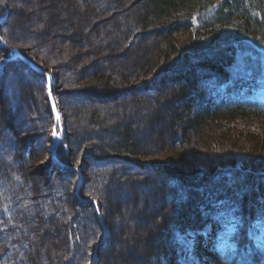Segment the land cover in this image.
Here are the masks:
<instances>
[{
  "label": "trees",
  "instance_id": "16d2710c",
  "mask_svg": "<svg viewBox=\"0 0 264 264\" xmlns=\"http://www.w3.org/2000/svg\"><path fill=\"white\" fill-rule=\"evenodd\" d=\"M1 1L14 10L9 14V26L4 25L7 21L0 25V37L52 74L51 93L61 113L63 132L56 156L63 165L50 157L54 118L45 77L21 61H8L9 50L0 47V79L10 72L12 81L21 80V89L25 87L23 82L29 88L19 107L17 98L25 97L17 88L16 99L12 96L5 110L10 117L19 112L21 126L14 128V121L0 113V264L90 262L102 228L94 205L73 194L78 174L70 167L86 168L87 179L83 170L86 181L79 195L95 200L107 228L106 244L97 252V264H110L108 258L129 264L128 259L135 256L133 250L139 253L133 264H179L177 251L182 243L178 234L186 228L195 230L207 225L219 232L215 225L228 218L238 224L239 234L241 230L245 232L242 225L248 215L264 223V107L223 104L217 98L221 84L240 75L255 76L260 70L262 58L245 39L264 48V0H143L129 20L121 17L109 25L119 36L117 41L128 45L129 39L141 35L137 30L145 36L156 35L165 43L153 66V77H141L129 87L121 86L125 78L119 74L114 77L87 72L82 60L88 57L75 53L73 39L66 36L65 41L57 43L46 30L56 24L50 19L57 21L61 29H67L69 20H75V32L93 47L98 58L105 55L103 50L108 46L104 42L111 37L106 29L91 31L93 25L87 26L91 23L89 17L111 13L129 0ZM56 3L61 20L60 15L53 14ZM18 7L23 8L22 13ZM24 23L33 26L21 32L18 26ZM182 33L187 35L185 40L173 37ZM95 43L98 46H92ZM142 67L147 64L141 62L139 69ZM19 71L23 73L21 78ZM167 77L175 106L155 99V107L148 114L155 119L159 114V138L169 132L168 141L188 147L195 142L194 129H205L200 142L205 149L215 146L226 150V145L231 149L221 135L244 120L252 129L244 133L251 140L245 160L235 161L225 155L211 165L202 159L185 164L197 168L195 172L170 170L167 166L176 164L149 161L153 155L145 153L137 140L140 127L132 121L119 120L118 114L124 115L122 109L115 108L112 115L98 111L99 103L124 91L130 98L138 96V100L160 96L155 83ZM67 97L74 103L70 104ZM169 106L173 116L165 122L160 113ZM39 142L46 145L48 164L42 171L30 170L33 146ZM120 190L125 191V199L134 203L130 209L124 208L126 213L120 212L121 206L111 211L102 200L111 191ZM144 191L148 193L146 198ZM139 205L145 215L135 219L130 212H136ZM147 208L150 211L145 213ZM124 234L125 240H118L115 246L122 251L113 247L101 251L111 238L117 240ZM191 237L196 246V264H264V255L254 253L253 248L241 242L233 251L215 255L201 236L193 233Z\"/></svg>",
  "mask_w": 264,
  "mask_h": 264
},
{
  "label": "rangeland",
  "instance_id": "374dc122",
  "mask_svg": "<svg viewBox=\"0 0 264 264\" xmlns=\"http://www.w3.org/2000/svg\"><path fill=\"white\" fill-rule=\"evenodd\" d=\"M85 1H88V0H85ZM142 1L143 0H129L124 4H119V6L114 7L111 13L106 14L107 12L106 13L103 12L100 14V16L96 15L93 18L89 17L88 20L91 23L88 22L87 26L88 24L89 26L93 25L91 27V31L96 30V32H99L102 29H106L107 30L106 33L110 35L111 37L107 39V41L104 42V44L108 46L107 49L103 50L105 55L100 56V57L97 56L98 58H96V55H94L92 52L93 47H91L90 44H88V42L85 43V41L81 38L82 36H80L79 34H77V32H75L76 29L74 27L77 24L75 20H69L68 24L70 27H68L67 29H63V28L61 29V25H58L57 21L50 19L52 20L53 23H56V24L52 26L51 29L50 28L47 29L46 27L44 28H46V30L51 32L50 33L52 36L51 40H53L54 42L58 43V41H65L66 36L68 37L70 36V38L73 39V42L76 45L75 53L76 54L80 53L81 55L84 54L85 56L88 57L87 60H82L84 63L82 64V66L85 67L86 69L88 68L87 72H92V73L102 72L106 74H114V77H115V74L116 75L119 74L120 78H125V82L123 80L121 81L120 84H123L121 86L123 87L127 85L126 87H129L130 85L137 84L138 82L137 79L141 77H144V78L153 77L152 72L154 71L153 66L155 65V61L158 55L161 53V51L165 48V43L163 42L162 38H159L158 36L153 35V34L145 36L144 34H142L143 33L142 30H137L136 32L137 34H141L139 37L135 35L137 38L135 37L133 40L129 39V42H128L129 45L126 44V42L117 41L119 39V36L117 35V33H115L114 30H112L113 27L112 28L109 27V25L111 26L112 21H115V20L118 21L121 17L127 18V19L129 17H132L133 16L131 14L132 11H135L140 5H142L143 3ZM0 2L2 1L0 0ZM3 4L0 5L1 6L0 19H4V20L0 23V25L7 21V23L4 25L9 26L8 25V23H10L8 21L9 14L14 9L7 7L6 4H5L6 9H5ZM54 5H55L56 10L53 11V14L56 15L57 17L60 15L58 18L61 20V14H60V10L58 7L59 4L57 5L56 3ZM18 12L22 13L23 8L18 7ZM32 18L34 19L35 17H32ZM31 26H33V24L24 23L18 27L20 28L22 32L24 31L25 28L30 27L29 29H31ZM148 30L149 29H147L146 32ZM21 32L19 30L17 31V33L20 34V36L25 38L24 36L25 34ZM175 36L180 41L182 39L185 40L187 38L186 37L187 35L184 33L173 35V37ZM0 42L3 44L11 45L9 43H6L1 37H0ZM92 46H98V43L92 44ZM0 47L4 48L5 50L7 49V51L9 50V57H8L9 60L14 59L15 55L10 48L5 47V46H0ZM1 53L2 52H0V57H1ZM141 62L147 64V67L145 68L142 67L143 69L140 70L139 68H140ZM11 64L12 63L7 64V66ZM18 76H20L21 78V76H23V73L19 71ZM168 79L169 78L167 77L161 80V82H159L158 80L155 83V87L159 91L160 96H157V97L154 96V98L152 96V98L148 100L145 98L141 99L139 97L140 100H138V96L136 97L133 96V98H130L127 95L128 94L127 91H124V93H121L122 95L115 96L111 100L106 99L104 102L99 103L97 105V108L99 109L98 111H102L108 115H112L111 113H113V110L115 108L117 110L122 109L124 111V115L121 116L118 114L119 120L123 122L132 121L133 123H137V125L140 127L139 129L140 132L137 136V140L143 146V150H145V153H150L151 155H153V157L150 156L151 157L150 159L152 160H149V161H155V159H157L158 160L157 162H165L166 165L176 164L175 167L167 166V168L170 170L176 168V170H179L183 173L184 172L185 173L195 172L197 168H191L189 166H186L185 164L191 163V162L193 163L194 161H197V160L199 161L202 159L203 161H205L207 165H211L210 162L220 161L221 159H224L222 157L225 155L230 156V159H233V160L236 158L235 161L236 160L241 161L240 159L245 160V157H247L246 155L249 152L248 150L251 144L250 142L251 140L250 138H246V134L244 133L246 130H249V129L252 130V129L251 127H249L250 125H248L247 122L244 120L241 122L239 121L240 123L236 124L235 126H232L231 130H227L226 133L221 135V136H224V139L226 141L224 143H229L231 145L232 147L231 149H229L228 145H226V148H227L226 150L219 149L215 146L211 148L208 146L205 149L202 144L200 145V142L202 143L203 141L202 137L205 136V133H206L205 129H203V131H201V129H198V128L194 129L192 138L195 139V142L193 144H188V147L180 146V144L176 145V144H173V142L168 141L169 132L167 133L165 132L166 134L162 138H159L158 133L161 129L159 128V124H158L159 122L158 118H160L159 114L157 116V119L148 116V114H149L150 109L151 108L153 109L155 107V103H154L155 99L157 100V102L159 101L160 104L162 103L166 104L167 102L168 103L171 102V106H175L176 104V102L174 101L175 97L170 94L171 89H172L170 86L171 81H169ZM58 80H59V77L57 76V82ZM21 83L22 82L19 79L18 80L16 79V81H12V76L10 72L0 79V113L3 116H5L7 119L11 118L10 121H14L13 123L14 128L16 125L21 126L23 124L21 115L18 112L15 114V116L11 115L10 117L9 114L7 116V113L5 112V110L7 109V106H9V102H10L9 99L12 98V96H14L13 98L16 99L17 88H19L21 94H24V97H25V94L27 95L29 93V88H25L26 86L28 87V84L23 82L25 87L21 89V86H20ZM57 86H58L57 90L60 91L61 88H59V83L57 84ZM9 94H10V97H9ZM25 99L26 97L21 98V99L17 98L16 100L18 103L17 106L19 107L20 104L23 103L22 101H24ZM67 100L70 102V104L74 103V101L71 102V98L69 97H67ZM172 109L173 108L171 107L169 110L161 111L160 113L161 118L165 120V122L167 119H170L173 116ZM20 110H22V108H20ZM256 121H259V120L256 119ZM141 122H144L142 126H140ZM148 125H151V128H147ZM56 134L58 138H59V135L61 137L58 126L56 129ZM62 135H63V132H62ZM211 135H214V134H211ZM214 137H218V136H214ZM33 147H35V149H33L34 152H32L33 158L31 160V163L30 162L28 163V167L30 170L42 171V169L45 168L44 165L48 164L46 145L39 142ZM134 158L137 161H141L139 157H134ZM149 161L146 160V163ZM79 168H81V174L83 173V170H85V176H86L85 179H87L86 168H83V167H79ZM204 171L205 169H202L203 173H205ZM199 175H203V174H199ZM196 176L198 175H195V177ZM73 192H74V189H73ZM143 193H144L143 194L144 197L146 198V195L148 193H145V191ZM124 194H125L124 190L113 191V192L111 191L106 197L104 196L102 200L103 201L105 200L107 202V205L109 206L111 211L116 210L118 206H121L120 212L126 213L124 211V208L130 209L131 204L134 205V203L130 202L131 199L130 201L127 198L125 199L123 196ZM252 195L253 194H251V196ZM130 196H132L133 198L135 195L131 194ZM250 198L252 199V197ZM145 203H147L146 206L149 205L146 199H145ZM148 207H150V205ZM147 211L149 212L150 210H148L147 208V210H145V213H147ZM130 213L133 214V217L135 219L145 215L143 214L144 212L140 205L138 206L136 212H134V209H133V211L131 210ZM126 224L130 226V223L127 220H126ZM115 227L116 226H114L113 228L111 227L113 231L115 230ZM194 232L196 233L197 231L191 228H186L181 233H179V241L182 243V245L177 251V255L179 258L178 259L179 264H196L195 257L197 256V254L194 252V249L196 246H195L194 239L191 237V234ZM55 237L58 240L60 239L59 234L55 235ZM126 237H127V234H124L123 236H119V239L117 238V240H115L114 238H111V240L108 243L109 245L107 244L108 246H104L106 244L105 242L101 251L105 250V248L108 249L110 247H113L115 251H122L121 247L116 248L115 246L118 240L119 242L123 241L125 240ZM98 242L99 241L95 242L94 245H96ZM196 252H197V248H196ZM101 254H103V252H101ZM133 254L136 256L139 253L133 250ZM134 257L132 256V258H129L127 263L133 264L135 262ZM89 263L90 262H88V264ZM108 263L121 264V261H119V259L117 258H115L114 260H111V258H108Z\"/></svg>",
  "mask_w": 264,
  "mask_h": 264
},
{
  "label": "water",
  "instance_id": "95a60500",
  "mask_svg": "<svg viewBox=\"0 0 264 264\" xmlns=\"http://www.w3.org/2000/svg\"><path fill=\"white\" fill-rule=\"evenodd\" d=\"M3 3L0 2V5H2ZM3 6L5 7L6 9V6L5 4H3ZM7 11V10H6ZM7 16V15H6ZM4 19H0V23L3 21ZM0 45H3V43H0ZM5 47H8L10 49L13 50V52L15 53V55L20 59L22 60L26 65H28L29 67H31L33 70H35L37 73H39L40 75H46V83H47V90H48V93H49V101H50V105L53 109V112H54V116H55V121L58 120V112L56 110V107H55V104H54V101H53V98L51 96V77L52 75L51 74H48L46 73L45 71H43L42 69L38 68L37 66H35L34 64H32L31 62H29L26 58H24L21 53L19 52L18 48L17 47H14V46H11V45H8V44H4ZM56 128L54 126V130L55 131ZM56 147H57V136L54 138V136L52 137V148H51V153H52V159L57 163V164H60L56 158ZM78 172L80 173L81 175V169L80 168H77ZM82 182H83V177H80L78 183H77V188L80 187V185H82ZM85 200L87 203L88 202H94V200H91V199H83ZM105 241V236L103 238H101V240L95 245V249H94V255H93V258H92V261H91V264H96L97 262V257H96V254H97V251L99 250L100 246L103 244V242Z\"/></svg>",
  "mask_w": 264,
  "mask_h": 264
},
{
  "label": "snow or ice",
  "instance_id": "6c2138e0",
  "mask_svg": "<svg viewBox=\"0 0 264 264\" xmlns=\"http://www.w3.org/2000/svg\"><path fill=\"white\" fill-rule=\"evenodd\" d=\"M53 136H54V138L56 137V133H55V131L53 132Z\"/></svg>",
  "mask_w": 264,
  "mask_h": 264
}]
</instances>
